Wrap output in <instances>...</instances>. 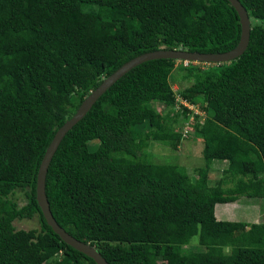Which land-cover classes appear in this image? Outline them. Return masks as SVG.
<instances>
[{"label": "trees", "instance_id": "obj_1", "mask_svg": "<svg viewBox=\"0 0 264 264\" xmlns=\"http://www.w3.org/2000/svg\"><path fill=\"white\" fill-rule=\"evenodd\" d=\"M239 1L251 21L242 55L179 66L194 77L179 98L204 114H194L204 160L196 177L146 151L148 139L176 148L182 134L173 124L190 110L173 108L175 60L166 58L115 81L50 161L53 217L111 264H264V222L215 216L219 203L264 200V0ZM239 36L228 0H0V264H96L51 229L36 201L37 171L54 133L135 56L162 48L219 53ZM214 160L227 166L209 185ZM35 216L39 227L15 228V220Z\"/></svg>", "mask_w": 264, "mask_h": 264}, {"label": "rangeland", "instance_id": "obj_2", "mask_svg": "<svg viewBox=\"0 0 264 264\" xmlns=\"http://www.w3.org/2000/svg\"><path fill=\"white\" fill-rule=\"evenodd\" d=\"M133 21V19H130ZM255 23H260L259 20H255ZM264 27V22L261 23ZM193 64L205 67V62H192ZM188 65L186 61L175 60L174 69L170 73V84L177 98H179V92L186 86L190 85L194 80L193 76H187V70L182 69L179 66ZM188 107L190 110L186 115L180 114L177 118V122H174L173 128L179 130L182 134L181 139L177 143V147L174 148L170 142L162 140L148 139L146 151L150 154V158L155 162H170L177 164L185 168L192 178L196 177V169L204 165L202 156L203 142L198 135V129L195 127L196 120H194V114L203 116V112L200 111L198 104H192ZM154 106L162 113L175 111H181L180 103L177 101L173 108H165L163 104L154 103ZM163 115V114H162ZM198 123L202 122V118L199 117ZM152 129H156V125L151 126ZM175 149V150H174ZM227 166L226 161L214 160L211 164L208 183L209 185H215L216 182L222 177V170ZM19 205L25 203V198L21 191H17L14 195ZM215 216L221 220L231 221H243L250 223H263L264 222V200L248 198L241 196L238 200L230 203H219L215 206ZM14 226L17 229H31L39 227L37 217L30 219H17L14 221ZM191 245L195 247V243ZM246 254V253H245Z\"/></svg>", "mask_w": 264, "mask_h": 264}, {"label": "water", "instance_id": "obj_3", "mask_svg": "<svg viewBox=\"0 0 264 264\" xmlns=\"http://www.w3.org/2000/svg\"><path fill=\"white\" fill-rule=\"evenodd\" d=\"M229 3L236 10L239 23H240V36L238 43L235 47L228 51L219 52V53H201L188 51L182 48H173V49H157L153 51H148L140 55L135 56L134 58L123 63L119 68H117L113 73L104 77L100 84L92 90L81 102L76 112L66 120L63 125H61L57 131L54 133L49 145L47 146L45 153L41 159L37 177H36V201L41 209L43 217L46 223L51 227V229L68 245L72 246L76 250L84 253L88 257L92 258L96 264H111L108 262L94 247L89 243L82 242L76 239L74 236L69 234L64 228H62L55 218L52 215L50 210L49 202L45 192V180L47 169L50 164V161L58 148L61 140L64 135L69 131L91 108L95 103L97 98L104 93L115 81L127 73L130 69L136 65L152 59H174L179 61L186 62H205V63H222L229 62L238 58L244 50L246 49L251 30V21L248 16L247 10L240 3L239 0H228Z\"/></svg>", "mask_w": 264, "mask_h": 264}, {"label": "clouds", "instance_id": "obj_4", "mask_svg": "<svg viewBox=\"0 0 264 264\" xmlns=\"http://www.w3.org/2000/svg\"><path fill=\"white\" fill-rule=\"evenodd\" d=\"M178 101H179V103H182L183 105H185V106H187V107H189V106L191 105L188 101L183 100V99H181V98H178ZM184 103H186V104H184ZM60 253H61V251H60Z\"/></svg>", "mask_w": 264, "mask_h": 264}, {"label": "built area", "instance_id": "obj_5", "mask_svg": "<svg viewBox=\"0 0 264 264\" xmlns=\"http://www.w3.org/2000/svg\"><path fill=\"white\" fill-rule=\"evenodd\" d=\"M184 104H186V103H184Z\"/></svg>", "mask_w": 264, "mask_h": 264}]
</instances>
